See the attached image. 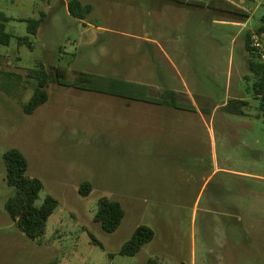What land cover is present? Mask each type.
I'll return each mask as SVG.
<instances>
[{"label": "rangeland", "instance_id": "374dc122", "mask_svg": "<svg viewBox=\"0 0 264 264\" xmlns=\"http://www.w3.org/2000/svg\"><path fill=\"white\" fill-rule=\"evenodd\" d=\"M49 1L0 0L13 36L0 45V264H264V119L245 47L264 0H80L94 7L81 22ZM40 17L29 35L21 20ZM40 63L48 100L26 115ZM85 75L118 91L75 87ZM10 149L43 185L35 205L58 201L36 240L4 208ZM102 197L124 211L113 233L93 221ZM138 226L152 241L120 255Z\"/></svg>", "mask_w": 264, "mask_h": 264}, {"label": "trees", "instance_id": "16d2710c", "mask_svg": "<svg viewBox=\"0 0 264 264\" xmlns=\"http://www.w3.org/2000/svg\"><path fill=\"white\" fill-rule=\"evenodd\" d=\"M67 11L71 17L84 20L90 13L91 6L89 4H83L79 0H69L67 2ZM9 20L10 18L0 11V45L3 46H8L13 38L12 34L6 32V25ZM21 21L26 22V30L29 35H36L43 22V18L40 17L39 19ZM257 30H264V16L261 18V24ZM248 37L249 33L246 34L245 42V47L249 51ZM16 40L18 45L29 44L27 37H17ZM247 70L254 78L252 80V90L254 94L256 96H261L260 108L264 119V67L249 59ZM56 77L60 84L68 85L65 81V69L57 67ZM27 78L35 82L30 99L22 106L23 113L30 115L38 107L47 102V86L50 78L41 63L37 68L27 70ZM79 78L78 82L73 84L75 87L105 93H116L118 91L114 85H110L111 81H108V83L105 81L98 89H94L93 87H95L96 83L92 77L85 75ZM3 163L5 166L7 185L14 188L15 191L14 194L6 200L4 205L5 211L10 220L25 237L30 240H36L44 234L47 220L57 208L58 201L54 197L47 195L40 206L35 205V201L38 199L43 185L39 179L27 176V161L19 150H7L3 154ZM90 192V183H81L79 193L82 196H87ZM123 217L124 211L119 202L102 197L98 200L93 221L99 224L104 232L113 233L120 226ZM153 237L154 233L149 227L138 226L130 239L123 244L119 254L122 256H134L140 252L143 246L152 241ZM91 239L93 243L101 246L93 236H91ZM147 264L153 263L149 261Z\"/></svg>", "mask_w": 264, "mask_h": 264}, {"label": "built area", "instance_id": "2783aa9c", "mask_svg": "<svg viewBox=\"0 0 264 264\" xmlns=\"http://www.w3.org/2000/svg\"><path fill=\"white\" fill-rule=\"evenodd\" d=\"M248 46L250 60L264 67V30L250 31Z\"/></svg>", "mask_w": 264, "mask_h": 264}, {"label": "crops", "instance_id": "0c3cea01", "mask_svg": "<svg viewBox=\"0 0 264 264\" xmlns=\"http://www.w3.org/2000/svg\"><path fill=\"white\" fill-rule=\"evenodd\" d=\"M53 0H50L49 1V3L50 2H52ZM69 0H60V4H61V6L63 7V10H64V12H65V14H66V16H69L70 18H72V19H74V20H76V21H78V22H81V21H83V20H78V19H75V18H73V17H71L70 15H69V13H68V11H67V2H68ZM80 1V0H79ZM62 2V3H61ZM81 2V1H80ZM90 5V4H89ZM91 6V11H90V13L92 12V10L94 9V7L92 6V5H90ZM51 9V8H50ZM52 11H54V10H52ZM89 13V14H90ZM88 14V15H89ZM87 15V16H88ZM159 15H161L160 13L159 14H157V15H155V17H158ZM87 16L85 17V19L87 18ZM43 18V17H42ZM45 18V17H44ZM44 18H43V20H44ZM155 21H158V22H156V24L153 26V28H157L158 27V29L159 30H163V28H165V26H164V24H162L161 22H163L162 21V17L160 18V17H158L157 18V20H155ZM160 21V22H159ZM42 23H44V22H42ZM212 24H214V25H225V24H230L229 22H224V21H212ZM231 24H233V23H231ZM236 25H244L243 23L242 24H240V23H235ZM174 23H171V24H169V30L170 31H168L170 34L171 33H173L172 32V30L171 29H174ZM41 26V25H40ZM164 26V27H163ZM40 28V27H39ZM171 28V29H170ZM39 30V29H38ZM38 32V31H37ZM146 44H149V43H151L152 45H154L153 47H155V48H157L161 53H162V55H164V57H166L168 60H169V55H167V53L165 52V50L163 49V47L161 46V44L158 42V41H150V42H148L147 40H145L144 41ZM158 51V52H159ZM151 97V96H150ZM211 132V131H210Z\"/></svg>", "mask_w": 264, "mask_h": 264}]
</instances>
